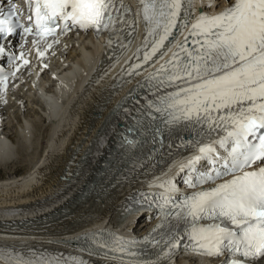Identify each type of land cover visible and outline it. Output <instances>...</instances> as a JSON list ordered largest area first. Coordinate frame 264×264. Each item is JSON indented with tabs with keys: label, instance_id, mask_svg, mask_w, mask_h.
Returning a JSON list of instances; mask_svg holds the SVG:
<instances>
[{
	"label": "snow or ice",
	"instance_id": "1",
	"mask_svg": "<svg viewBox=\"0 0 264 264\" xmlns=\"http://www.w3.org/2000/svg\"><path fill=\"white\" fill-rule=\"evenodd\" d=\"M24 3L26 8L19 7L17 0H2L0 34L10 37L19 29L21 38L34 34L44 40L56 35L58 20L64 21L61 31L69 29L70 20L72 26L94 29L97 36L102 30L115 32L119 25L123 38L118 35L116 39L123 51L134 38L133 32L126 31L129 23L142 21L146 26L143 55L137 49V62L128 65L127 74L143 75L141 69L150 66L152 70L144 77L153 84L150 91L177 89L149 101L145 111L149 115L152 110L161 114L169 129L183 126L191 131L189 139L178 137V147L198 153L181 165L182 171L188 170L186 186L195 188L222 181L215 187L184 195L179 203L175 197L161 194V222L153 232L165 227L168 231L150 241L155 257L139 259L137 264H167L185 236L191 243L182 245L184 251L208 256L227 252L229 258L223 264L264 261V0H229L215 14L200 12L198 16H193V0H139L142 17L131 22L124 15L130 8L120 0ZM39 40L32 43L42 58L45 53L39 51ZM112 44L110 36L107 47ZM4 54L5 45L0 43V56ZM10 59H23V53ZM23 62L29 63L26 59ZM6 79H0V83ZM202 162L206 168L203 171L197 167ZM165 183L170 186L168 191H178L173 181ZM170 220H183L184 232L178 230L179 223L170 224ZM223 221L231 227L223 226ZM113 239L115 246L99 247L121 256L146 255L132 250L135 241L118 236ZM144 240L149 241V237ZM237 255L242 258L237 259ZM69 259L72 264H88L82 258ZM9 264L33 262L10 260Z\"/></svg>",
	"mask_w": 264,
	"mask_h": 264
},
{
	"label": "bare ground",
	"instance_id": "2",
	"mask_svg": "<svg viewBox=\"0 0 264 264\" xmlns=\"http://www.w3.org/2000/svg\"><path fill=\"white\" fill-rule=\"evenodd\" d=\"M128 1L134 3L138 0ZM228 3L229 0H195L192 9L193 16H198L200 12L215 14ZM209 4L212 6L208 7ZM140 18L138 17L136 20L140 21ZM135 27L136 36L131 39L130 45L123 51L119 48L120 41L113 43L109 48L107 45L102 46L99 41H93L90 35L83 34L75 37V46L68 50L55 45L53 52L56 55L55 58L54 55L49 56L43 51L45 54L41 59L44 64L51 67V78H55L50 89L43 91L44 83H35L31 79L34 70L36 71L35 75L47 72L48 69L43 68L41 61L38 70L32 67L29 72H21L22 77H26L28 74L29 76H27L23 87L19 88V92H12L13 97L17 95V98L10 96L11 99L7 106L4 103L0 105V125H7L0 128V131L9 139L8 142L0 139V163H4L3 169L6 175L4 178L0 177V220L31 218L61 206H68L87 185L89 177L92 175L95 178L93 167L99 162L97 156L103 152L104 144L114 130L101 136H89L83 141L75 137V134L79 128L90 129L93 133L99 130L100 121L93 123V118L101 112L103 102L112 96L107 88L114 89L115 82L122 78L119 89L120 93L124 95L128 87L137 83V79L129 76L126 69L129 64L136 63L134 53L137 52V49H141L140 55H143L146 26L140 21L136 23ZM151 39L148 37L149 41ZM5 47L10 46L5 44ZM167 58L165 57V59ZM4 59L2 57V60ZM36 61L39 60H33L34 63ZM70 61L73 65L64 68ZM82 73L83 75L80 76ZM8 97V95L5 96V98ZM12 99L14 102L11 104ZM107 111H109L108 108L105 109V112ZM88 145L90 148L86 149ZM77 151L87 160L75 187L67 191L61 199L50 200L49 203L37 209L21 207L49 199L60 193L64 186V182L60 181V178L68 162L73 156H76ZM104 155L105 153L99 159L101 163ZM183 159L184 157L179 158L168 167L158 183H162L165 179L178 180L182 177L187 170L186 168L181 170V165L187 163V160L182 161ZM19 171L23 173L17 175ZM145 180L146 177H139L128 181L126 185L129 186V189L127 190L123 183L115 182L112 188L102 189L99 194L90 197L89 201L71 213L86 215L83 220L84 231L92 222H95L99 228L111 225L114 220L119 218L116 208L120 200L127 202L128 197L125 195L131 193L140 182ZM102 184L111 185L110 182L104 180ZM183 189L185 186L180 185L179 190ZM103 194H107V196L103 197ZM148 223L149 218L143 219V216L140 215L136 219L135 217L131 218L123 226V230L127 232L130 230L132 232L144 231ZM45 242L35 238L10 241L0 237V257H2L0 263L9 264V261L12 260L10 257L12 250L6 251L5 246H35V243L43 245ZM73 253L74 256L81 257L80 251L75 250ZM196 261L197 258H187L184 264H197ZM65 263L72 264V261H65ZM96 264L110 263L101 261ZM167 264L173 263L167 262Z\"/></svg>",
	"mask_w": 264,
	"mask_h": 264
},
{
	"label": "rangeland",
	"instance_id": "3",
	"mask_svg": "<svg viewBox=\"0 0 264 264\" xmlns=\"http://www.w3.org/2000/svg\"><path fill=\"white\" fill-rule=\"evenodd\" d=\"M3 164H4L3 162L0 163V165H1V166H0V177H1V178H4V177L6 176L5 173H4L5 170L3 169ZM22 173H23L22 171H19V172L17 173V175L22 174Z\"/></svg>",
	"mask_w": 264,
	"mask_h": 264
}]
</instances>
